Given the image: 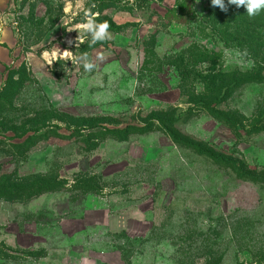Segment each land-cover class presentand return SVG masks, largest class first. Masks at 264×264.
<instances>
[{
	"label": "rangeland",
	"instance_id": "374dc122",
	"mask_svg": "<svg viewBox=\"0 0 264 264\" xmlns=\"http://www.w3.org/2000/svg\"><path fill=\"white\" fill-rule=\"evenodd\" d=\"M224 3L0 0V264H264V9Z\"/></svg>",
	"mask_w": 264,
	"mask_h": 264
},
{
	"label": "clouds",
	"instance_id": "9594fccd",
	"mask_svg": "<svg viewBox=\"0 0 264 264\" xmlns=\"http://www.w3.org/2000/svg\"><path fill=\"white\" fill-rule=\"evenodd\" d=\"M211 3L213 6L219 7L222 11H227V6L225 5L224 0H211ZM228 3L236 5L237 7L244 6L249 16H255L260 12L261 9H264V0H228ZM80 27L83 29V31L91 35V42L93 44L96 42L105 41L110 38V33L108 31L110 28L109 23L107 21L97 23L94 16L92 15H87L86 22L80 25ZM80 42L82 41H80L79 38H76L75 46L77 47ZM57 54V51H53L51 53L53 59L57 57ZM44 55L48 56L49 53H44ZM62 55L64 57H70L71 53L65 49L63 50ZM98 59L103 60V56H99ZM80 61H83V67L85 71L91 72L96 67V65L88 59L86 53L77 57L75 60V62ZM48 63L51 65L52 60H49Z\"/></svg>",
	"mask_w": 264,
	"mask_h": 264
},
{
	"label": "trees",
	"instance_id": "16d2710c",
	"mask_svg": "<svg viewBox=\"0 0 264 264\" xmlns=\"http://www.w3.org/2000/svg\"><path fill=\"white\" fill-rule=\"evenodd\" d=\"M212 6L213 5L211 3V0H209V11L211 10ZM236 7L237 6L234 5V8H236ZM188 9H191V6L188 7ZM233 17L235 18V20H233V23L238 22L241 25H245V23H247L248 21L252 20V16L248 15L247 10H246V8L244 6L238 7L237 13ZM170 18L173 19L172 16H169V19ZM194 18H195V14L192 13V15L189 18L186 16L184 18H179L176 21L179 22V23H187L189 21V19H191V21H192V19H194ZM240 36H242L244 39H250V36L248 34H240ZM197 55L200 56L199 54H197ZM38 189H40L41 191L39 192V190H38L37 193H43V192L54 191L55 188L53 186H45V187H42V188L40 187ZM7 199H9V197H7ZM10 199H12V198H10Z\"/></svg>",
	"mask_w": 264,
	"mask_h": 264
}]
</instances>
